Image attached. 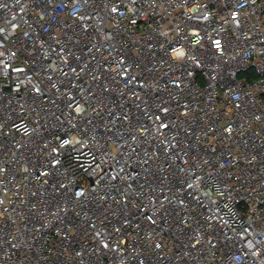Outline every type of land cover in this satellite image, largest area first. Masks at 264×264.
Listing matches in <instances>:
<instances>
[{
	"label": "built area",
	"instance_id": "2783aa9c",
	"mask_svg": "<svg viewBox=\"0 0 264 264\" xmlns=\"http://www.w3.org/2000/svg\"><path fill=\"white\" fill-rule=\"evenodd\" d=\"M0 264H264V0H0Z\"/></svg>",
	"mask_w": 264,
	"mask_h": 264
}]
</instances>
